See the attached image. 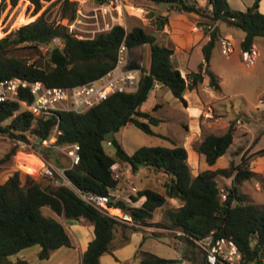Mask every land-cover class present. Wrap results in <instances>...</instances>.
Segmentation results:
<instances>
[{"label": "trees", "instance_id": "16d2710c", "mask_svg": "<svg viewBox=\"0 0 264 264\" xmlns=\"http://www.w3.org/2000/svg\"><path fill=\"white\" fill-rule=\"evenodd\" d=\"M19 0H10L15 6ZM30 1L35 11L41 8V0ZM96 4L111 0H92ZM168 4L179 13H195L212 21H225L244 31L240 42L242 52H250L254 39L264 37V13L259 10L260 0H254L245 11L233 10L227 0H206L208 8H202L191 0H149ZM65 4H75L64 0ZM2 8L0 9L1 12ZM166 20H160V26ZM218 37L213 28L209 40L202 46L204 63L197 71L187 74L189 82L175 68L171 61L173 49L157 41L155 34L146 32L140 26L126 30L122 25L114 24L109 30L98 33L93 38H78L67 26L53 24L43 14L35 20L20 26L0 39V79L21 77L31 81H40L46 86L71 87L87 83L110 70L117 59L118 48L122 42L128 49L148 45L150 63L148 68L130 61V67L141 70L136 90L116 92L82 113L60 112L57 117H34L29 111H19L17 102L0 103V134L27 141L28 136L36 137L34 146L40 154L56 147L79 145V163L66 169V176L74 185L85 191L100 195L113 196L110 189L117 186L112 178L110 166L118 161L124 169L136 172L139 168H148L165 175L163 193L150 188L131 194L137 201L144 197L140 206H129L122 200L110 204L118 211L129 214L135 223H143L153 218L156 209L163 206L167 198L180 202L179 207L165 210L169 229L180 230L185 235L181 238L194 244L191 238H204L208 235L226 237L233 240L247 264H264V204H254L246 195L238 192V186L245 180L256 176L243 157L236 166L228 168L205 169L193 175L187 162V151L168 136L155 133L151 125L158 119L140 107L147 101L154 85L166 87L173 97L184 102L186 90L194 89L204 79L214 90L220 88L217 76L209 70L207 64ZM54 39H60L62 46H51ZM29 44L35 52L41 46L48 48L45 61L28 62L27 59L8 55L10 48ZM205 66V68H204ZM204 71V72H203ZM29 100V96H26ZM10 119L8 124L4 121ZM57 133L52 146L42 144L49 139L55 125ZM232 122L222 134H207L195 144L197 153L204 156L208 165L225 154L233 141L235 126ZM131 124L147 134H156L170 141V146H141L133 153L126 152L123 145L114 137L110 146L114 153L106 152L105 135L113 131V136L122 127ZM37 142V143H36ZM15 148L11 154H14ZM63 154V153H62ZM64 155V154H63ZM253 155L264 156V148ZM65 156V155H64ZM66 162L55 165L68 166ZM232 177V187L227 198L220 200V188L217 176ZM50 186V187H49ZM42 187L41 183L29 175L22 180L19 171L0 182V264H13L8 256L33 245H39V259H48L50 254L61 247H72L71 237L64 225L52 216L42 212L48 207L58 216L67 220L85 219L93 225L94 237L89 241L81 259V264H99V258L112 253L115 228L118 220L101 212L81 200L70 188L51 185ZM195 245V244H194ZM202 264H205L202 251ZM135 257L138 264H174L173 259L160 257L150 251L138 249ZM15 264H27L19 260Z\"/></svg>", "mask_w": 264, "mask_h": 264}, {"label": "rangeland", "instance_id": "374dc122", "mask_svg": "<svg viewBox=\"0 0 264 264\" xmlns=\"http://www.w3.org/2000/svg\"><path fill=\"white\" fill-rule=\"evenodd\" d=\"M70 1L75 4H65L64 0H41V8L35 11L30 1L19 0L15 6H12L10 0H0V9L2 8L0 39L42 14L48 22L67 26L68 30L78 38H93L98 33L109 30L114 24L122 25L126 30L133 26H140L146 32L155 34L157 41L165 45L168 44L171 36L174 37L178 50L173 52L171 61L173 66L181 71L186 82H189L187 74L197 71L198 65L204 63L202 46L209 40V32L213 28L218 31L210 60L207 64L205 63V66L217 76L220 88L218 90L211 88L208 84L209 78L205 73H203V81L196 88L185 91L184 102L173 97L166 87H156L157 99L150 113L159 121L156 125H151V128L155 133L168 135L171 140L182 146L186 137L194 138L191 147H188L190 154L187 153V162L190 169L193 165L191 172L194 175L195 172H200L206 167L204 156L197 153L195 144L207 134H222L234 122L232 144L224 155L209 166V169L236 166L243 157H246L247 161L243 167L254 171L256 176L243 181L238 186V192L246 195L254 204L263 205L264 156L257 157L253 153L264 148V37L255 38L250 52H242L240 42L245 33L241 29L225 21H212L208 17L195 13H179L168 4L149 0H111L104 4H96L92 0ZM191 1L210 10L206 0ZM253 1L227 0L231 9L239 11H245ZM261 11H264V0H262ZM160 20H166V23L160 26ZM54 43L62 46L60 39H54ZM167 46L173 49L170 45ZM38 50L39 53L35 52L29 44H22L10 48L8 55L27 59L28 62H33L34 59L45 61L48 48L41 46ZM127 55L129 61L148 68L150 63L148 45L131 48ZM9 121L10 119L4 121L3 124H8ZM114 137L129 154L141 146H170V141L156 134H147L131 124L122 127L114 134ZM30 142H33L31 136ZM13 148L16 151L11 154ZM104 148L107 153H114V148L107 143ZM40 155L53 164L66 161L65 156L58 149H51ZM39 166L41 163L31 150L20 152L14 142V137L0 134L1 183L5 182L15 171H19L22 180L25 175H29L39 181L42 187L49 185L53 187L47 178L39 175L37 171ZM121 169L123 170V183L120 186L123 189L126 190L124 184L129 183L137 191L150 188L163 193V184L166 179L164 174L148 168H139L136 172L130 171L132 176L129 180H133V183H130L124 177L128 174L127 169L123 166ZM216 180L219 188L232 187V177L219 175ZM179 205L180 202L176 199L167 201L156 209L153 218L143 223H135L129 214L117 210L115 214H117L119 224L115 228L113 247L115 249L124 247L129 240L128 235L139 231L143 236L139 249L150 251L163 258L173 259L174 264H202L200 249L168 227L169 222L165 216V210L175 209ZM42 212L60 221L67 229L68 224L72 222L63 216L56 215L48 207H43ZM108 212L111 215L114 214ZM78 221L88 223L85 219ZM69 234L75 239L71 231ZM39 249V245L30 246L22 253L8 256V261L15 264L23 256L28 264H54V260L39 259L37 255ZM178 260L181 261L176 262Z\"/></svg>", "mask_w": 264, "mask_h": 264}, {"label": "built area", "instance_id": "2783aa9c", "mask_svg": "<svg viewBox=\"0 0 264 264\" xmlns=\"http://www.w3.org/2000/svg\"><path fill=\"white\" fill-rule=\"evenodd\" d=\"M128 48L122 42L118 48L117 59L114 66L100 77L87 83L71 87L46 86L40 81H31L21 77H10L0 79V103L17 102L19 111H29L34 117H50L60 112L82 113L110 94L116 92H130L137 89L141 70L138 67L129 66ZM158 87L156 83L154 88ZM29 96V100L26 98ZM60 133L58 123L55 125L52 136L43 140L42 144L52 146L53 137ZM28 140V131L24 132ZM36 137H33L35 143ZM15 144L20 152L31 150L40 161L39 175L45 177L53 186H65L70 188L81 200L95 209L104 212L117 219L116 214H109L111 203L115 200L108 195H100L91 191H85L73 184L66 176V169L79 163V145L56 147L68 158V166L55 165L47 158L40 155L33 142L14 138ZM37 143V142H36ZM110 145V141L107 140ZM112 178L117 186L123 183V170L118 161L110 166ZM128 191L136 192V188L129 183L124 184ZM228 189L220 188L219 197L221 201L227 198ZM111 212V211H110ZM180 235H185L180 230H173ZM194 244L202 251L205 264H241L242 254L232 239L226 237H215L208 235L204 238H191ZM264 262V256L261 257ZM250 262V261H249ZM248 263V262H247ZM251 264H253L251 262Z\"/></svg>", "mask_w": 264, "mask_h": 264}, {"label": "crops", "instance_id": "0c3cea01", "mask_svg": "<svg viewBox=\"0 0 264 264\" xmlns=\"http://www.w3.org/2000/svg\"><path fill=\"white\" fill-rule=\"evenodd\" d=\"M261 6H262V0L259 2V10L260 11H261ZM175 42L176 41H175L174 37L171 36V38H169L168 44H167V45H170L171 47H173V52L178 50V46L175 45ZM180 73H181V71H180ZM158 86H159L158 88L161 87L160 84H158ZM153 90L151 91L147 101L140 107V109L142 111L151 112L153 105L155 104V101L157 99L156 96L158 94L156 89H155V91H153ZM147 103H149V104H147ZM154 117H156V116H154ZM157 134H162V133H157ZM162 135L168 136L166 134H162ZM193 139L194 138H191L189 136L183 140V146L185 147V149H187L186 151H187L188 155L190 154L188 147H191V145L194 141ZM191 155H193V154H191ZM204 161H205V159H204ZM204 163L206 164V167H204L200 171H203L205 169H209V166H212V165H208L206 162H204ZM191 169H193V165H191ZM127 173L128 174H125L124 177L129 180V177L132 176V173L129 170H127ZM198 173L199 172H195L194 175H196ZM128 182L133 183V180H129ZM109 193L113 196V199L115 201L116 200H122L129 206H140L145 199L144 197H141L142 199L139 198V199H141L140 204H138V202L140 201L139 199L137 201H132L131 193L129 191L123 189L121 186H116L115 188L110 189ZM171 200H174V199L173 198H167L166 202L167 201L170 202ZM113 208H115V207H113ZM67 231H68V233H69V231H71L75 237V239H73L70 236L72 243H73V246L72 247H65V248L61 247L59 249H56L55 251H53L50 254L49 258L46 259V261L54 260L55 261L54 264H81L82 255H83L84 251L86 250L89 241L92 240L94 237L93 225L89 222L85 223V222H81V221H72L70 224H68ZM69 235H71V234H69ZM128 237H129V240L127 241V243L124 247L115 249L113 251V254L106 253V254L101 255L99 258V264H138L139 260H138V258L135 257V253L140 248L141 242L143 241L142 233L139 231H134V232H131L128 235ZM40 249L38 250V252L40 251ZM23 250L19 251L18 253H22ZM37 255H38V253H37ZM20 260H25V259L22 256L20 258ZM183 260L185 261V259H183ZM179 261H181V260H178L176 262H179Z\"/></svg>", "mask_w": 264, "mask_h": 264}, {"label": "water", "instance_id": "95a60500", "mask_svg": "<svg viewBox=\"0 0 264 264\" xmlns=\"http://www.w3.org/2000/svg\"><path fill=\"white\" fill-rule=\"evenodd\" d=\"M156 2V1H155ZM51 46H55V43H54V41H52L51 42ZM105 138L107 139V140H109V141H111L113 138H114V136H113V131H109L106 135H105ZM247 264H251V262H248Z\"/></svg>", "mask_w": 264, "mask_h": 264}, {"label": "bare ground", "instance_id": "6f19581e", "mask_svg": "<svg viewBox=\"0 0 264 264\" xmlns=\"http://www.w3.org/2000/svg\"><path fill=\"white\" fill-rule=\"evenodd\" d=\"M110 211H111L112 213H117V209H115V208H110Z\"/></svg>", "mask_w": 264, "mask_h": 264}]
</instances>
